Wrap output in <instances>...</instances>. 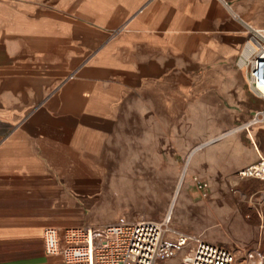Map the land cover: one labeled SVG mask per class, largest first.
<instances>
[{
	"label": "crops",
	"instance_id": "crops-1",
	"mask_svg": "<svg viewBox=\"0 0 264 264\" xmlns=\"http://www.w3.org/2000/svg\"><path fill=\"white\" fill-rule=\"evenodd\" d=\"M249 27L264 29V0H0V264H66L43 230L101 228L84 201L107 169L254 113L261 99L235 64ZM258 153L264 127L191 160L208 187L185 199L187 233L234 264L264 254V181L237 176ZM194 244L165 242L154 264H183Z\"/></svg>",
	"mask_w": 264,
	"mask_h": 264
},
{
	"label": "built area",
	"instance_id": "built-area-1",
	"mask_svg": "<svg viewBox=\"0 0 264 264\" xmlns=\"http://www.w3.org/2000/svg\"><path fill=\"white\" fill-rule=\"evenodd\" d=\"M235 64L244 71L249 92L263 102L262 107L243 124L249 133L250 127L264 121L263 28L249 27L248 36ZM254 145L256 146L255 143ZM237 176L264 181V155L258 153L257 160L238 170ZM192 180L198 190H207L206 181L197 176ZM167 232L174 236L177 246H184L189 241L195 243L194 247L184 254L183 264L235 263L234 253L229 248L170 228L167 215L162 219L116 221L96 229L72 225L60 230L49 225L44 228L42 239L45 253L60 255L66 264H154L160 251L161 240ZM247 261H264V254L251 251L247 254Z\"/></svg>",
	"mask_w": 264,
	"mask_h": 264
},
{
	"label": "rangeland",
	"instance_id": "rangeland-1",
	"mask_svg": "<svg viewBox=\"0 0 264 264\" xmlns=\"http://www.w3.org/2000/svg\"><path fill=\"white\" fill-rule=\"evenodd\" d=\"M262 105L263 102L260 101L256 108ZM252 115L253 113L239 121L219 126L210 136L194 140L185 151L160 154L145 151L144 160L140 165L107 169L105 177L111 183L99 184L95 189L96 198L84 201V205L102 227L116 221L162 219L167 215L170 228L187 233L192 228V218L185 214L184 203L186 197H192L197 190L191 180L194 176L191 178L190 175L192 158L201 152L206 144L218 142L234 131H246L243 124ZM257 127H264V121L250 127V131ZM141 155L142 153H139V159ZM138 158L136 152H128L129 161H136ZM169 241L174 243L171 232L164 234L161 245ZM248 253L245 255L246 260ZM256 264H264V261Z\"/></svg>",
	"mask_w": 264,
	"mask_h": 264
}]
</instances>
